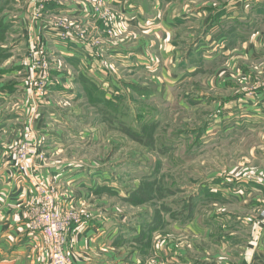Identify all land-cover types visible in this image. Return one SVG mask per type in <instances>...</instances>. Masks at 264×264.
Returning <instances> with one entry per match:
<instances>
[{"label": "rangeland", "instance_id": "rangeland-1", "mask_svg": "<svg viewBox=\"0 0 264 264\" xmlns=\"http://www.w3.org/2000/svg\"><path fill=\"white\" fill-rule=\"evenodd\" d=\"M154 1L150 0V3ZM106 2L47 0L40 4L37 0H0V22H4L3 26L0 24V85L6 87L20 81L19 76L9 79L1 75L19 64L27 72L25 63L29 57L39 60L35 63L36 66L50 80L46 87V82L42 83L39 75L35 74L34 80L37 83H33L32 90L22 91L20 97L16 96L20 101L15 102L19 104H12L14 100L7 104L0 103V120L13 116L16 108H21L25 116L22 122L19 121L23 126L19 131L0 134V143L4 144L0 151L4 152L9 163L16 165L17 171L23 173L25 170L31 175L36 196L41 186L42 189L49 190L61 202L62 207L68 209L64 210L66 215L74 213L78 217L79 223L70 225L65 234L62 248L69 260L72 259L70 264L90 259L91 255L86 252L76 256L69 250L68 235L72 228L85 225L94 216L114 213L142 215L146 221L144 226H149L153 219L160 224L176 218L178 221L180 217L194 218L200 224L206 218L217 217L218 214L225 219L248 217L252 223L250 228L239 234H233L229 230V225H234L232 219L227 220V225L223 223L213 227L212 232H208V238L174 237L169 231L170 225L166 227L165 224L159 230H154L158 227L154 228L152 232H147L148 229L145 228L141 244L124 247L128 251H145L149 255L145 264H161L157 259L151 258L152 242L172 248L194 260L203 261V264L216 261L236 264L234 257L239 255L245 262L250 260L259 243H262L261 230L264 232L263 49L257 45L254 53H258V56L255 59L243 58V43L234 39L229 29H219L221 35L214 44H235L230 58H219L220 62L215 60L202 66L194 62L196 73L192 79L189 78L175 89L159 81L162 86L158 96L154 88L158 85L157 79L149 80L151 78L146 75L156 73L159 78L162 71L168 75L173 67L152 46L142 45L149 38L139 34L142 28L134 23L133 17L127 19L125 14L108 6ZM226 2L227 0H178L176 6L173 7L172 3L164 8L170 9L169 17L196 9L206 10L207 17H211ZM61 7L77 9L80 18L56 15L54 10ZM126 21H131L132 24L128 26ZM200 26V22L188 26L190 32L185 36L186 29H181L182 40L178 47L180 44L187 46L188 37L197 32ZM43 30L48 31L47 35ZM213 31L215 29H208L206 33L211 34ZM62 32L66 35L64 39ZM240 33H244L242 38L248 37L246 42L255 41L258 44L264 41L263 27L240 29ZM49 35L62 44H82L99 59L104 57L100 49L102 46L107 50L117 47L132 50L141 46L144 55L152 60L154 65L149 64L151 74L140 70L137 74H132L115 67L117 78L123 82L130 95L125 96L121 103V107L124 106L128 111L127 119L123 120L127 122V126L121 128L123 131L119 129L122 119L119 117L120 113L111 112L118 121V129L110 131L101 123L100 116L80 100L78 84L75 79H70L74 75L68 66L58 60ZM148 36L153 37V34ZM184 45L183 52L186 51ZM107 54L108 52L105 53L106 59ZM104 63L108 65L110 62L106 60ZM54 86V90L64 89L67 95L75 94L79 100L66 101L54 95L58 91L50 93ZM173 93L177 94L174 96ZM257 94L263 97L262 102L258 101ZM248 104L255 106L254 112L241 111L240 108ZM238 105L241 112L238 111ZM47 107L59 110L61 117L70 123L73 130L70 133L65 131L64 135L52 122H45ZM76 118L86 120L82 123ZM85 124L86 128L83 127ZM43 131L63 134L67 141H70L71 134L73 143L64 149L55 150L47 142ZM26 144L30 154L20 160L17 150L22 146L26 148ZM34 149L36 154L31 153ZM63 162L79 163L82 166L91 164L112 172L111 180L119 183L117 184L126 192V198L118 201L108 196L92 197L89 202L80 201L76 206L70 204L66 200L70 195H75L74 191L52 184L47 173L43 172ZM257 179L260 183L256 182ZM226 180L228 184L225 183ZM241 180H246L242 184L245 190L239 195L248 204L246 210L228 204L213 208L209 205L210 201L215 200L211 194L220 197L230 184L233 186ZM168 192L174 193V196H169ZM34 206L35 203L30 204L28 210ZM166 210L169 212L165 213ZM226 237L228 240L245 238L246 244L239 251L228 248L224 250L212 240ZM44 252L45 256L38 264H50L49 252L45 247ZM138 259L140 258H135L137 261Z\"/></svg>", "mask_w": 264, "mask_h": 264}, {"label": "crops", "instance_id": "crops-1", "mask_svg": "<svg viewBox=\"0 0 264 264\" xmlns=\"http://www.w3.org/2000/svg\"><path fill=\"white\" fill-rule=\"evenodd\" d=\"M105 1H107L108 6H112L117 11L125 14L127 19L133 17L134 23H138L142 28L139 34L149 38V41L142 42V45L144 47L152 46L173 67L170 74L167 75L166 72L162 71V76L159 78L156 73H153L152 76L146 75V77L151 78L149 80L155 81L157 79L158 85L157 87L155 85L154 88L158 96H160V87L162 86L159 81L167 84L166 86L169 88L175 89L189 78L192 79L196 73L193 68L194 62H198L202 66V64L206 63L209 65L215 60L220 62L219 58L225 60L230 58L232 55L231 50L235 44L226 43L224 46L214 44L218 36L221 35L218 31L219 29H229L232 31L233 38L243 43L242 48L245 52L242 55L243 58L255 59L258 56V53H254L257 45L261 46L264 51V41L258 44L255 41H249V44L245 40L248 37L242 38L244 33H240V29H259L261 27L264 29V0H227L222 9H217L211 17H207L208 12L203 9L183 11L169 17L170 9H166L164 6L174 3V7L178 0H160V2L155 0L152 4L150 0ZM54 13L59 16L70 17L71 19L80 18L78 10L69 7L55 9ZM166 13L168 16H166ZM195 22H200L199 30L193 34L194 36L188 37L187 41L189 43L187 42V46L180 44L178 47V43H181L182 40L180 38L182 35L181 29H186L185 36L190 32L188 26ZM125 24L130 26L132 23L131 21H126ZM208 29H215V31L209 34L208 32L206 33ZM47 32L43 30V33L46 34ZM152 34L153 37L148 36ZM49 37L51 36L49 35ZM51 38L50 40H53L52 43L55 48L53 52L55 51L54 53L57 54L58 60L68 66L71 70L70 72L74 75L73 79L72 77L70 79L71 81L75 79L78 84L80 100L85 102L96 115L100 116L101 123L110 131L118 129V121H116L115 116H112L111 112L120 113L119 117L122 119H120L119 129L123 131L121 128L127 126V122L123 120L127 119L128 111L124 106L121 107V103L124 101L123 98L129 93L123 86V82L117 78L115 67L132 74H137L138 70L144 73L148 71L149 73V64L154 65L152 60L144 55L141 46L132 50L119 47L107 50L106 47L102 46L100 49L104 53V57L99 59L82 44L72 42V44L66 45L57 42L56 38ZM184 40L186 41V39ZM183 45L184 49H186L184 52L182 50ZM106 52H108L107 59L105 57ZM106 60L110 62L109 66L104 63ZM163 65H165V61ZM24 68L19 64L1 75L3 78L7 77L9 79L19 76L20 81L17 80L6 87L0 85V103L6 102L5 104H7L14 100L12 104H19L15 101H20V99H16V96L20 97L21 92L24 91L23 77L26 74V70H23ZM55 87L51 88L50 93L53 94L54 91H58L54 95L66 101L79 100L75 94L67 95L63 91L64 89L54 90ZM173 94L175 96L177 93ZM262 98L260 96L257 97L259 102H262ZM237 107L239 112L255 111L254 105H245L240 108L241 111L239 110V105ZM49 108L52 107H47L45 110V122L50 121L57 130H61L63 133L69 131L70 133L73 128H70V123L61 117L60 111ZM142 113H144V110ZM24 117L23 110L16 108L13 116L0 120V134H6L13 130L15 132L19 131L23 127L19 121L22 122ZM76 119L82 123L86 120L83 118ZM83 127L86 128V124ZM89 127L90 125H88ZM45 132L43 131L42 134ZM45 135L48 139L47 142L55 150L64 149L73 143L71 134L69 136L70 141L65 138V133L63 135L50 131L45 133ZM82 137L79 138L80 142H82ZM75 142L77 143V141ZM89 144L85 143V145ZM3 146L4 144L0 143V147ZM0 162L2 163L0 165V264H38V262L43 260L45 252L39 234L31 233L28 227V208L30 204L36 203L38 200L31 182V175L29 176L25 170L23 173L17 171L16 165L9 163L3 151H0ZM43 172L47 173V177L49 176L52 184L55 183L62 189L68 188L74 191L75 195H70L69 200H66L74 206L80 204V201L89 202L92 197L108 196L122 201L127 196L122 187L118 185L119 183L115 182V184L111 180L112 172L109 173L105 169L97 168L91 164L82 166L79 163L63 162ZM227 181L225 183L228 184L229 182ZM245 183L246 180H241L235 182L233 186L230 184L226 190H223L225 193L221 194L220 197H216V194H211L210 196L215 200L210 201L209 205L213 208L217 205L228 204L246 210L248 204L239 196L245 190L244 186H242ZM211 192L214 191L211 190ZM201 204L202 206L204 205L203 203ZM216 216L206 218L200 224L196 223L194 218L193 220L180 217L178 221H176L177 218H174L175 220L167 221L166 227L172 226V229L169 227V231L173 233L174 237L184 236L191 238L202 236L208 238V232H212L213 227H218L223 225V223L227 225V220L230 219L234 223L232 226L229 225V230L233 234L244 232L252 224L250 219L245 216L238 219L236 217H226L225 219L220 214ZM144 222L146 221L142 218V215L100 214L94 216V219H91L85 225L74 226L70 235H68L67 244L69 250L76 256L84 255L86 252L91 254L89 256L90 259L78 261L77 264H145L146 258L149 256L145 251H128L124 247V245L134 246L140 243L138 238L140 229L145 225ZM261 233L262 243H259L252 258L245 262L240 255L235 256L236 264H264L263 230H261ZM212 240L220 249L224 250L228 248L239 251L246 244L245 238L228 240L226 237V239L215 238ZM118 247L122 249H114ZM150 249L151 258L157 259L161 264H203V261L194 260L172 248L164 247L154 242H152ZM136 257L140 259L137 261L135 260ZM70 260L72 262V259ZM210 264L228 263L216 261Z\"/></svg>", "mask_w": 264, "mask_h": 264}, {"label": "built area", "instance_id": "built-area-1", "mask_svg": "<svg viewBox=\"0 0 264 264\" xmlns=\"http://www.w3.org/2000/svg\"><path fill=\"white\" fill-rule=\"evenodd\" d=\"M37 1L41 4L47 0ZM31 13H33V11H31ZM62 37L63 39L66 37L64 32H62ZM35 58L36 57H29L28 61L25 63L28 70L23 77L24 91L32 90L33 83H37L34 80L35 74L39 75L37 76L42 83L46 82V87L50 82V80L45 77V73L36 66L39 60ZM35 69H37V71H35ZM27 147L28 145L26 144V148L22 146L17 150L20 160H23L25 156L27 157L30 154V150ZM35 151L34 149L31 153L36 154ZM19 169L23 170L22 168ZM256 182L260 183L258 179ZM37 198L38 200L35 206L28 210V226L32 231L31 233L39 234L41 237L43 246L49 252L50 264H70V260L63 252L62 248L65 244V234L70 225L78 224L79 219L74 213L66 215L64 210L68 209L62 207L61 202L49 192V190L42 189L41 186H39Z\"/></svg>", "mask_w": 264, "mask_h": 264}, {"label": "trees", "instance_id": "trees-1", "mask_svg": "<svg viewBox=\"0 0 264 264\" xmlns=\"http://www.w3.org/2000/svg\"><path fill=\"white\" fill-rule=\"evenodd\" d=\"M0 24L2 25L3 23H1L0 22ZM0 25V26H1ZM4 25V24H3ZM2 25V26H3ZM2 28V27H1ZM2 29H5V28H2ZM1 32V31H0ZM135 194V193H134ZM168 194H169V196H174L173 194L174 193H172V192H168ZM128 200V199H127ZM127 200H125V201H127ZM184 210V209H183ZM165 213H168L169 212V210H166V211H164ZM165 224H167L166 222H164V221H162V223H160V224H158V223H156L155 222V219H153L152 220V222H151V224H149V226H143L141 229H140V236H139V238H138V240L139 241H142V236L144 235V233H142L143 231H145V228H147L148 230H147V232H149V231H153V229L154 228H156V227H158L157 229H154V230H159V229H161L162 228V226L163 225H165ZM166 226V225H165ZM144 229V230H143Z\"/></svg>", "mask_w": 264, "mask_h": 264}]
</instances>
